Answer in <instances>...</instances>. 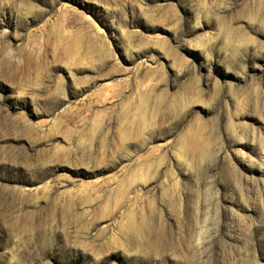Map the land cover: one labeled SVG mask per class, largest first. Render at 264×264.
<instances>
[{
    "label": "rangeland",
    "instance_id": "obj_1",
    "mask_svg": "<svg viewBox=\"0 0 264 264\" xmlns=\"http://www.w3.org/2000/svg\"><path fill=\"white\" fill-rule=\"evenodd\" d=\"M0 264H264V0H0Z\"/></svg>",
    "mask_w": 264,
    "mask_h": 264
}]
</instances>
